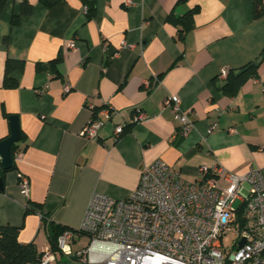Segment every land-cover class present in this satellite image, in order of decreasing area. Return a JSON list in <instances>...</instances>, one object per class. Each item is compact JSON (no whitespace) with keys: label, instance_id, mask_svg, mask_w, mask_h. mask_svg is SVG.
Here are the masks:
<instances>
[{"label":"crops","instance_id":"crops-1","mask_svg":"<svg viewBox=\"0 0 264 264\" xmlns=\"http://www.w3.org/2000/svg\"><path fill=\"white\" fill-rule=\"evenodd\" d=\"M24 2L32 6L28 15L21 14ZM125 2L62 0L46 7L40 0H7L0 14V140L10 136L13 116L25 137L12 156L16 168L3 179L0 226L18 228L19 242L34 243L40 253L50 249L45 222L77 231L94 195L128 198L143 167L158 159L189 181L214 164L237 175L264 167V15L255 18L254 0ZM195 7L194 26L180 41L168 17ZM57 58L58 74L37 70ZM8 59L24 63L12 73L15 89L3 87ZM250 63L257 75L234 96L223 94L221 70ZM168 97L179 98L193 122L185 137L163 106ZM89 106L117 112L96 142L80 135ZM136 112L147 118L131 122ZM121 122L128 126L115 139ZM88 243L80 234L72 248ZM49 264L80 263L61 255Z\"/></svg>","mask_w":264,"mask_h":264},{"label":"built area","instance_id":"built-area-1","mask_svg":"<svg viewBox=\"0 0 264 264\" xmlns=\"http://www.w3.org/2000/svg\"><path fill=\"white\" fill-rule=\"evenodd\" d=\"M125 4L130 6L131 0ZM228 72L223 69L219 76L225 79ZM145 87L149 89L151 83L145 82ZM64 91L70 87L66 85ZM163 106L174 114L176 134L187 136L194 125L181 109L180 99L168 97ZM88 108L91 117L80 135L96 142L117 112ZM146 118L136 112L131 122ZM127 126V122L116 125L114 138ZM216 128L217 123H212L208 133ZM19 185L27 195V180L21 178ZM80 234L89 237V243L73 250ZM228 235L235 236L229 247L224 245ZM61 255L80 264H264V167L237 175L214 164L201 169L199 179L189 181L158 159L143 167L138 187L128 198L94 195L81 227L66 230L58 238V251L45 250L39 264L55 262Z\"/></svg>","mask_w":264,"mask_h":264},{"label":"trees","instance_id":"trees-1","mask_svg":"<svg viewBox=\"0 0 264 264\" xmlns=\"http://www.w3.org/2000/svg\"><path fill=\"white\" fill-rule=\"evenodd\" d=\"M62 0H40L46 7H52ZM86 4V0H82ZM188 0H178V3H184ZM7 0H0V14L3 12ZM198 8L188 10L182 17L175 18L173 14L168 17V22L172 23L178 28L179 40L184 39V35L190 32L194 26V16ZM32 12V6L27 2L23 3L21 8L22 15H28ZM87 15L90 16L91 10L87 7ZM264 15V6L261 0H254V16L260 18ZM18 23V17L13 18V24ZM59 59L48 63L38 64L37 70H50L52 73L58 74L57 63ZM24 66L23 61L8 59L5 64V73L3 80V87L6 89H15L18 86L17 80L12 77V73L16 70H22ZM257 75V65L250 63L240 71H229L227 80L221 91L228 96H234L240 87L251 77ZM126 131V130H125ZM124 131V132H125ZM7 138V137H6ZM4 138V139H6ZM24 135L21 133V141L24 140ZM2 139V140H4ZM0 140V142L2 141ZM18 143L12 145V156L15 153ZM15 165L10 170H3L0 166V177L4 179L7 172L14 170ZM4 191V190H3ZM0 191V192H3ZM46 219L45 215H42ZM47 227L48 241L50 250L53 252L58 251V238L67 230L54 222L44 223ZM19 229L13 226L5 225L0 226V264H39L41 261L42 253L37 250L34 243L21 244L18 240Z\"/></svg>","mask_w":264,"mask_h":264},{"label":"water","instance_id":"water-1","mask_svg":"<svg viewBox=\"0 0 264 264\" xmlns=\"http://www.w3.org/2000/svg\"><path fill=\"white\" fill-rule=\"evenodd\" d=\"M11 134L10 136L0 142V166L3 170H10L14 166V160L12 157V145L18 143L21 140V132L17 117H11ZM4 190L3 178L0 177V191ZM244 244L241 242L240 246Z\"/></svg>","mask_w":264,"mask_h":264},{"label":"rangeland","instance_id":"rangeland-1","mask_svg":"<svg viewBox=\"0 0 264 264\" xmlns=\"http://www.w3.org/2000/svg\"><path fill=\"white\" fill-rule=\"evenodd\" d=\"M235 240V236L234 235H228L225 239H224V245L229 247L232 242Z\"/></svg>","mask_w":264,"mask_h":264}]
</instances>
